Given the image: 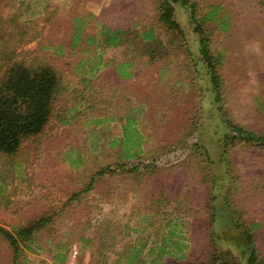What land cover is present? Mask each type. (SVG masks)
<instances>
[{"label": "rangeland", "instance_id": "1", "mask_svg": "<svg viewBox=\"0 0 264 264\" xmlns=\"http://www.w3.org/2000/svg\"><path fill=\"white\" fill-rule=\"evenodd\" d=\"M256 1L230 0V5L237 13L238 23L220 37L219 33H213L210 46L212 48L214 41L218 40L225 48L224 64L220 66L225 78L226 93L223 100L232 119L248 129L264 130V27L260 29L254 26L252 19L264 4L258 0L260 4L257 5ZM0 2L4 15L14 11L16 4L10 6L8 0ZM22 2L20 20L27 21L28 38L17 48L20 53L33 51L39 40H66L74 17L84 19L89 31L102 25L124 30L127 27L136 28L144 22L151 23L168 50V54L160 58L161 63H146L148 57L141 53L139 43L133 48H115L104 53L107 63L100 70L99 82L103 84L101 89L104 94H111L112 107H119L121 112L132 108L135 114L138 113L134 120L139 122L137 126L147 138L146 150L172 143L175 136L177 143L181 141V133L188 130L189 109L195 100L187 97L185 71H182L180 63L189 58L181 44L179 46L174 32L157 21L158 0ZM175 17L187 33L188 40L194 44L187 12L179 4L176 5ZM55 63L70 80L74 79L73 72L67 70L63 59L56 58ZM160 67L165 68L164 74L159 72ZM112 88L121 93L113 95ZM112 107L109 106L110 109ZM201 124L206 135L205 143L213 159L212 171L209 169L206 174L207 169L194 156L186 163L178 162L182 163L179 169L161 170L149 180L104 174L94 188L82 192L78 200L67 207L58 221L54 240L72 243L68 264L94 262L99 236L98 230L89 227V223H119V230L112 240H118L117 247L122 250L126 243L138 238L132 229L129 230L130 234L126 233V227L133 228L135 222L140 223L136 227L143 226L145 216L153 224L142 236L149 240H161L163 237L185 240L189 246L187 256L205 261L208 240L211 239L204 230L208 213L203 208L205 204L202 198L207 188L214 189L217 194L215 204L221 215L217 232L224 234V240L229 232H233L228 227V222H233L230 209L226 207L229 197L244 210L243 220L264 225V150L236 147L229 148L223 155L221 139L226 134V128L218 125L217 120L213 123L203 121ZM115 127L112 123L107 128L91 130L89 126L59 124L46 138L24 145L17 156L21 163L20 174L9 180V184H0V196L4 195L0 197V224L27 225L43 216L48 204L53 202L60 206L71 190L79 191L92 172L112 161L113 151L108 147V141L116 133ZM184 150L180 146L179 154H175L173 149L167 150V158H183ZM156 154H159L158 150L153 155ZM147 157L150 158V155ZM79 158L84 159V164L76 165ZM210 181L214 187H211ZM160 191L169 194V201L162 209L152 201ZM182 196H186L190 203L179 210L177 199ZM257 232V229L253 231L254 234ZM260 234L258 239L264 241V231ZM39 240L42 246L36 248L32 255L34 263L42 260L46 264H54V242L47 234L40 235ZM9 260L10 251L0 241V264H9ZM169 261L177 264L174 260Z\"/></svg>", "mask_w": 264, "mask_h": 264}, {"label": "trees", "instance_id": "2", "mask_svg": "<svg viewBox=\"0 0 264 264\" xmlns=\"http://www.w3.org/2000/svg\"><path fill=\"white\" fill-rule=\"evenodd\" d=\"M8 1L10 6L16 5L12 13L4 15L0 2V184H9V180L20 174L21 163L17 156L24 145L46 138L57 125L77 124L79 127L89 126L91 130H101L108 127L107 122H121L120 131L108 141V147L113 151L112 161L92 172L79 191L71 190L60 206L53 202L48 204L43 216L27 225L0 224V241L10 251L9 264H46L42 260L34 263L35 258H32L36 248L42 246L39 240L42 234H47L54 242V264H68L72 243L54 240L58 232V221L67 207L72 206L82 192L94 188L97 180L104 174L149 180L161 170L179 169L182 163L178 162L186 163L194 156L198 157V163L207 169L208 174L213 159L205 143L206 135L201 124L203 121L213 123L217 120L218 125L226 128V134L221 139L223 155L229 148L236 147L264 150V130L248 129L232 119L223 100L226 93L225 78L220 66L224 64L225 48L218 40L214 41V49L210 46L213 33H219L220 37L238 23L237 13L230 5V0H158L157 21L174 32L179 46L181 44L187 52L189 59L180 63L182 71H185L187 97L195 100L189 109L187 133H181V141L177 143L175 136L172 143L152 146L154 148L149 147V150H146L148 144L145 146L142 136L131 131L132 118L109 115L110 96L102 92L99 72L103 63H107L104 53L124 46L133 48L141 44V53L148 57L146 63H161L160 58L167 55L168 50L159 40L152 24L144 22L136 28L127 27L124 30L102 25L89 31L84 19L74 17L66 40H39L33 51L20 53L17 48L28 38L27 21L20 20V5L23 2ZM259 1L264 4V0ZM256 3L260 4L258 0ZM177 4L187 12L195 38L194 44L188 40L187 33L175 17ZM244 19L250 20L249 17ZM252 19L254 26L260 29L264 27V7ZM56 58L63 59L67 70L73 72L75 77L72 81L56 65ZM159 70L164 74L165 68L160 67ZM204 108L206 109L203 110ZM179 146L185 149L183 158H167V150L173 149L175 154H179ZM157 150L159 154L153 155ZM84 162V159L79 158L76 165ZM210 183L214 187V183ZM216 198L217 194L212 188H207L203 193L205 206L202 207L208 213L204 230L211 238L208 240L205 261L187 256L189 246L185 240L170 237L149 240L142 236L153 224L145 216L143 226L136 227L140 223L135 222L133 228L126 227V233L130 234L129 230L132 229L138 238L126 243L122 250L117 247L118 240H112L119 230V223H89V227L98 230L99 240L94 262L90 260L88 264H171L169 260H174L177 264H264V241L258 239L264 231V225L243 220L244 210L229 197L226 207L230 209L233 222H228V227L233 232H229L224 240V234L217 232L221 215L216 208ZM152 201L163 208L169 201V194L160 191ZM189 203L186 196L177 199L179 210H183ZM255 229L258 231L256 234L253 233Z\"/></svg>", "mask_w": 264, "mask_h": 264}, {"label": "crops", "instance_id": "3", "mask_svg": "<svg viewBox=\"0 0 264 264\" xmlns=\"http://www.w3.org/2000/svg\"><path fill=\"white\" fill-rule=\"evenodd\" d=\"M106 64L105 63H103V66L101 67V69L105 66ZM100 69V70H101ZM99 75H100V72H99ZM99 81H100V79H99ZM103 92V91H102ZM112 93H113V95H115V96H117L119 93H121L120 91L119 92H117V89H113L112 88ZM103 94H104V92H103ZM110 97H111V94H110ZM111 107L113 106L112 104L110 105ZM109 110H111V114H109L110 116L112 115H115L116 117H121V116H123V117H126V116H128V117H130V118H132L131 120V131L133 132V133H135L136 135H138V136H142V140H143V143L144 142H146V140H147V138L145 137V134H143L142 132H141V130L138 128V126H137V124H139V122L137 121V120H134V117L138 114H135V110H133L132 108H130L129 110H124L123 112H121V110L119 109V107H117V109L116 108H114V107H112L111 109L109 108ZM113 123V127H115V125H116V123H117V128L115 127V132H119L120 131V128H121V122L119 121V120H116L115 122L114 121H111V122H107L106 124L108 125V127H109V125L110 124H112Z\"/></svg>", "mask_w": 264, "mask_h": 264}]
</instances>
